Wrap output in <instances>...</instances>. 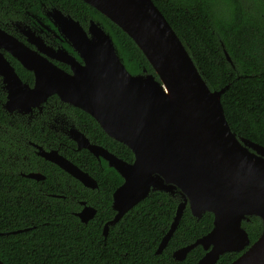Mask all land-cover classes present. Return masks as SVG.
<instances>
[{"label": "water", "instance_id": "obj_1", "mask_svg": "<svg viewBox=\"0 0 264 264\" xmlns=\"http://www.w3.org/2000/svg\"><path fill=\"white\" fill-rule=\"evenodd\" d=\"M83 1L137 44L158 79L146 71L131 74L113 38L101 25L91 21L86 30L55 9V25L83 63L60 49L59 56H52L71 66L72 73H68L0 28V77L8 94L4 108L10 113L28 114L57 95L62 102L91 115L108 136L132 150L134 161L127 162L91 142L77 128L69 135L78 150L86 149L99 161L106 160L123 178L113 193L116 214L104 225L105 238L110 226L151 192L174 195L179 190L182 201L157 254L164 251L189 206L198 220L212 213L214 225L208 234L176 250V261H184L193 249L202 246L206 253L195 264H217L221 256L231 252L242 254L230 264H264V146L232 131L220 99L224 90L210 89L186 46L152 0ZM1 49L34 73L33 86L21 79ZM38 148L41 157L85 187L98 188L94 177L59 151ZM26 177L45 179L41 173ZM96 213V208L85 205L77 216L88 223ZM251 216L263 223L262 234L253 244L242 226ZM0 264H4L1 259Z\"/></svg>", "mask_w": 264, "mask_h": 264}, {"label": "trees", "instance_id": "obj_2", "mask_svg": "<svg viewBox=\"0 0 264 264\" xmlns=\"http://www.w3.org/2000/svg\"><path fill=\"white\" fill-rule=\"evenodd\" d=\"M152 1L186 46L210 89L224 90L220 99L232 131L238 137L264 146V0ZM43 4L61 8L84 27L91 21L98 22L113 38L131 74L146 71L158 79L137 44L83 0H0V26L26 18V11L48 23L43 15ZM10 60L21 78L33 84V73L14 58ZM1 99L4 100V96ZM66 112L76 119L77 126L92 142L127 162L134 161L132 150L108 136L91 115L72 106ZM0 127V259L4 264H195L204 256L205 250L198 246L184 261L173 258L176 250L208 234L214 225L212 213L207 212L198 220L189 206L168 245L157 254L182 201L179 190L174 195L151 192L110 226L105 238L104 225L116 214L112 208L113 193L123 183L121 175L105 160L100 163L89 151H77L74 141L58 135L68 145L70 154L65 153L66 156L89 172L99 187L86 188L56 164L39 157L31 160H39V163L34 161L35 169L43 171L46 179L24 178L17 173L18 168H22L18 163L19 153L28 154V140L37 141L51 131L36 120L29 124L12 118L1 102ZM22 133L27 139L25 147L19 142ZM53 179H69L77 185L79 193L75 201L53 197L49 189ZM82 200L98 210L95 219L87 224L75 214ZM242 226L251 244L263 231L262 220L257 216L243 220ZM18 230L23 231L14 233ZM241 254H224L217 264H230Z\"/></svg>", "mask_w": 264, "mask_h": 264}, {"label": "flooded vegetation", "instance_id": "obj_3", "mask_svg": "<svg viewBox=\"0 0 264 264\" xmlns=\"http://www.w3.org/2000/svg\"><path fill=\"white\" fill-rule=\"evenodd\" d=\"M43 5H44V7L42 9L43 15H44V18L48 21V23L45 22L44 20L38 18L37 16L30 14V11H26L24 14L25 16L27 15L26 18L11 20L8 23H3V26H0V28L3 29L6 33L15 37L19 42L25 44L33 52H37L41 56L48 59L50 62L54 63L56 66L65 70L66 72L72 73V69H71V66L69 64H67L63 61H60L57 58L52 56V55L59 56V50L63 49L69 55H72L73 57H75L77 61H79L80 63H83V60L80 58V56L77 54V52L73 49L72 45L60 33L58 27L55 25V23H54V14H55L54 10L58 9L64 15L70 16L74 20H76V19L71 14L67 13L66 11L62 10L61 8H58L56 6L47 7L45 4H43ZM76 21H78V20H76ZM90 23H89V25H90ZM96 23H98V22H96ZM89 25L87 27H84L83 25L82 26H83V28H85L87 30ZM34 38H38V39L35 40ZM31 40H34V42ZM1 51L3 52V54L7 58V60L11 63V65L15 68V66L12 64V62H11L12 60H10V58H14L16 61H18V60L15 57H13V55H11L8 51H6L4 49H1ZM15 70H16V68H15ZM16 72H17V70H16ZM30 72H32V71H30ZM33 75H34V73H33ZM24 82H26V81H24ZM34 82H35V76H34L33 84H30L29 82H27V83L30 84L31 86H33ZM7 95L8 94H7V91L5 88V84L3 82V79L0 77V102L3 105V108H4V105L7 101ZM2 96H4V100L1 99ZM56 97L59 99V101L55 99ZM70 106H72V105H69L65 102H62V100L57 95H53V96L48 98V100L46 101V103H44V105L41 109L36 108L31 113H28V114L19 113L17 111L10 113L9 111H7L4 108L5 112L9 116H11L12 118L20 119L22 122L28 121L29 124H31L34 120H36L37 122L40 123V125H42L43 127L47 128L51 131V133L43 136L41 139H37V141L28 140V142H27L28 154H27V152L26 153L22 152V153H19V156H18V158H19L18 163L21 164V166H22V168H18V170H17V173L19 175H21L24 178H27L26 175L29 173H41L45 176V179H46L47 176L45 175V173L43 171H38L35 169L36 166L34 165V161L39 163V160H33V161L31 160L32 157L33 158L34 157L43 158L38 154V150H39L38 147H42L47 152L57 150L64 157H66L67 159L72 161L70 158H68L66 156V154H70L68 149H67L68 145L58 137V135L59 136L65 135L66 137L71 139L69 136L71 131L74 128H77L80 130V128L77 126L76 119L71 114L66 112V110L68 111V108ZM72 107H74V106H72ZM74 108H76V107H74ZM45 131L46 130H44V132ZM20 137H21V140L19 141L20 145H21V147L22 146L25 147V143H26L27 139L26 140L24 139L23 133L20 135ZM93 143H95V142H93ZM76 148H77V145H76ZM76 150L81 151V150H78V148ZM82 150H86V149H82ZM103 160L104 159H101V161H99V160L98 161L101 163ZM26 167H28L31 170L30 171L26 170V172H25L23 170V168H26ZM29 179H31V178H29ZM32 180H35V179H32ZM44 180H41V181H44ZM98 187H99V185H98ZM49 189L51 190V195L53 197H55L59 200H65L67 202L68 201L69 202L75 201L76 193H79L78 186L73 184V182L69 179L64 180V181H59L58 179L57 180L53 179V182L51 183V186L49 187ZM83 202H85V204H83ZM85 205L92 206V207L96 208L95 206L89 204L87 201H84V200L79 201L80 209L77 212H75L76 216H77V213L80 212L83 209V207H85ZM97 213H98V210H97ZM97 213H96V215H97ZM96 215H95V217H96ZM95 217L93 219H95ZM93 219H91V220H93ZM91 220H89V222ZM85 224H87V223H85Z\"/></svg>", "mask_w": 264, "mask_h": 264}]
</instances>
